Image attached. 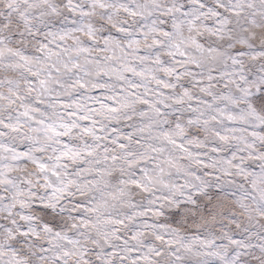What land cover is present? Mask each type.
Wrapping results in <instances>:
<instances>
[{
  "label": "snow or ice",
  "instance_id": "6c2138e0",
  "mask_svg": "<svg viewBox=\"0 0 264 264\" xmlns=\"http://www.w3.org/2000/svg\"><path fill=\"white\" fill-rule=\"evenodd\" d=\"M0 264H264V0H0Z\"/></svg>",
  "mask_w": 264,
  "mask_h": 264
}]
</instances>
